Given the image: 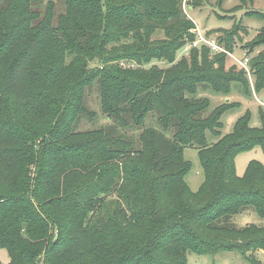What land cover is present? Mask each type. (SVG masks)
<instances>
[{"label":"trees","instance_id":"1","mask_svg":"<svg viewBox=\"0 0 264 264\" xmlns=\"http://www.w3.org/2000/svg\"><path fill=\"white\" fill-rule=\"evenodd\" d=\"M59 1L60 13L53 0H0V248L10 254L7 264H188L192 252L264 250V225L233 221L249 209L264 218V164L251 161L243 176L235 166L240 152L264 150V109L259 128L248 112L224 134L222 116L239 103L211 109L199 96L206 86L224 95L236 86L247 95L251 87L261 91L264 52L250 60L253 87L244 70L227 73V55L207 46L192 48L201 60L176 62L196 38L183 0ZM256 14L264 22V12ZM157 30L166 37L149 48ZM237 30L220 36L229 50ZM261 31L255 45L264 47ZM68 57L76 63L66 77ZM154 60L171 66L138 68ZM96 84L112 123L76 131L82 117H94L86 103ZM153 112L156 126L146 123ZM65 119L71 134L63 132ZM76 135L82 141L65 145ZM14 146H26L21 159ZM188 146L199 150L204 172L197 192L185 180Z\"/></svg>","mask_w":264,"mask_h":264},{"label":"rangeland","instance_id":"2","mask_svg":"<svg viewBox=\"0 0 264 264\" xmlns=\"http://www.w3.org/2000/svg\"><path fill=\"white\" fill-rule=\"evenodd\" d=\"M56 4V12L60 13L64 10V5L59 0H53ZM180 9L183 15H185L188 21H191V24H194V27L190 29V33L194 34V31H200L203 34L216 35L224 37V34H229L236 31L235 37L232 40L233 51L237 57L242 58L244 54H247L250 57V60L256 55L264 52V47L261 45H255V42L263 38L262 28L264 22L261 17H259L257 12H264V0H183ZM166 37L165 31L157 30L152 36V42L149 48H152L155 43L159 40H163ZM226 40H223L225 44ZM118 46L124 45L123 42H116ZM187 44L178 51L177 60H182L183 58L189 63L193 57L198 55L199 60L203 58V53L198 51L196 54L195 51ZM114 45V44H113ZM112 45V46H113ZM210 56L214 55L210 53ZM71 57H68L66 60V77L69 76L75 70V61L71 64ZM212 60V58H210ZM121 62V61H120ZM117 63V64H120ZM175 62V63H176ZM97 61L91 63V67L96 69L94 66H98ZM121 65L123 67H130L128 61H122ZM139 65V64H138ZM154 65L159 67L166 68L171 66L168 62L154 60L149 65H139L138 68L149 69L154 68ZM251 67V76H248L255 82L256 75L254 74V69ZM136 67V69H138ZM242 70L239 65L235 63L233 59L229 56L225 60V71L227 73H232L238 75ZM88 71H92L89 67ZM245 71V70H244ZM41 74L38 72L34 75V78L40 77ZM30 76H28L29 78ZM32 81L35 83V79ZM27 79V78H26ZM251 83V81H250ZM26 82L24 79L18 80L15 85V90L20 92L25 88ZM251 87V86H250ZM243 86H236L233 88L232 92L229 95L219 94L213 91L209 86L202 88L199 92V96L207 97L211 103V109L219 106L223 103H239V105L231 108L226 111L222 116L223 128L222 132L224 134H229L234 131L237 122L248 112H250V124L252 127L259 128L262 125V118L260 116L261 108L264 109V88L261 91H255L251 87L250 95L244 93ZM21 100H25L22 98ZM87 106L90 110L95 112L94 117L90 119L88 115L82 117L80 123L77 125V130H87L94 129L101 126L111 125V121L106 118V115L101 110L102 103L100 102L98 85L87 89ZM53 118V116H52ZM66 119L62 122V125H66ZM147 125L156 126L157 117L155 113L149 114L147 120ZM69 128V134L71 128L65 126L63 132ZM129 134L133 135L135 139L138 138V134ZM62 136V134H61ZM85 138H92V135L84 134ZM71 139L63 140L65 145H72L74 141H79L83 139L82 135H76L74 137H69ZM134 139V140H135ZM136 141V140H135ZM12 148V147H11ZM15 151V158L21 159L23 154L26 151V146L21 150L14 146L12 148ZM184 157L191 163V168L186 175V182L188 183L190 189L193 192L199 191L203 182H204V172L202 169L201 159L199 150L195 147L188 146L184 149ZM256 160L264 164V150L258 145L250 150L240 152L235 158L236 173L239 176L245 175L248 165L251 161ZM233 221L238 226H243L248 223H255L259 225H264V218L260 217L254 210L249 209L244 211L236 216H234ZM255 260L260 264H264V250L259 251H249L247 255H243L240 252L233 251H224L218 254H198L195 252L188 254V264H252L249 260ZM10 261V254L6 248H0V262L2 264H7ZM260 261V262H259Z\"/></svg>","mask_w":264,"mask_h":264},{"label":"built area","instance_id":"3","mask_svg":"<svg viewBox=\"0 0 264 264\" xmlns=\"http://www.w3.org/2000/svg\"><path fill=\"white\" fill-rule=\"evenodd\" d=\"M194 33L196 38L190 42L189 45L191 48L207 46L214 54L225 53L227 56L233 59L237 65L244 69L245 72L248 73V76H251L250 57L247 54H244L242 58L237 57L233 51L227 49L224 43L220 41V36L217 33L216 35L203 34L200 31H194ZM250 81L254 87V82L251 78Z\"/></svg>","mask_w":264,"mask_h":264}]
</instances>
